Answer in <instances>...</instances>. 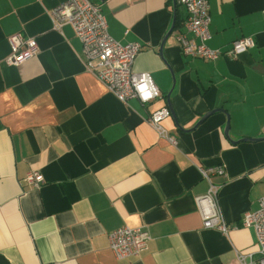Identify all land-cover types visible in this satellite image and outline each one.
Wrapping results in <instances>:
<instances>
[{"label": "crops", "instance_id": "crops-1", "mask_svg": "<svg viewBox=\"0 0 264 264\" xmlns=\"http://www.w3.org/2000/svg\"><path fill=\"white\" fill-rule=\"evenodd\" d=\"M69 0H0V264H235L258 259L247 213L264 196V0H208V47L255 46L237 59L183 55L186 11L177 0H92L109 35L139 43L133 71L148 73L161 97L119 101L84 65L70 25L54 29L51 11ZM181 27L173 29L176 7ZM22 33L38 55L6 64L9 37ZM172 107L161 137L149 115ZM215 111V112H213ZM212 113L200 123L208 113ZM230 124L229 138L225 135ZM213 178L227 234L206 229L197 199ZM44 176L40 189L23 182ZM145 227L147 249L118 260L109 234Z\"/></svg>", "mask_w": 264, "mask_h": 264}, {"label": "built area", "instance_id": "built-area-1", "mask_svg": "<svg viewBox=\"0 0 264 264\" xmlns=\"http://www.w3.org/2000/svg\"><path fill=\"white\" fill-rule=\"evenodd\" d=\"M184 7L186 19L184 32L178 37L182 53L186 57L214 61L222 57L237 59L241 54L255 46L252 38L234 41L226 50H214L208 47L210 35V5L208 0H177ZM51 21L57 31L70 25L82 45V58L86 70L98 79L119 101L127 103L137 99L143 105L152 104L161 97L160 92L148 73H136L133 66L142 50L139 43L121 44L114 40L108 31V22L101 6L92 0H69L51 11ZM11 54L6 64L18 67L38 55V44L33 38H26L17 33L8 39ZM171 115L169 108L163 107L152 112L147 122L161 137H166L175 144L176 140L168 137L162 123ZM204 180L209 183L207 193L197 199L198 210L203 226L227 234L230 227L225 223L217 203L220 186L213 183V178L224 177L222 166L199 167ZM25 185L40 189L45 183L44 176L30 171L23 179ZM243 227L255 230L259 250L258 259L252 254L237 253L235 264H264V196L259 201V209L244 216ZM150 234L145 227H122L109 234V249L118 260L138 257L147 249Z\"/></svg>", "mask_w": 264, "mask_h": 264}, {"label": "water", "instance_id": "water-1", "mask_svg": "<svg viewBox=\"0 0 264 264\" xmlns=\"http://www.w3.org/2000/svg\"><path fill=\"white\" fill-rule=\"evenodd\" d=\"M99 1L104 2L105 0H99ZM173 29H174V25L172 26V30L170 31V33L173 31ZM168 108H169V110L171 112V115L175 118V114H174V112L172 110V107L170 105V102H168ZM213 112H215V111H213ZM213 112L208 113L204 118H202V120L200 121V123L204 122L210 115H212ZM229 130H230V124L228 122L227 127H226V130H225V135L228 138H229ZM261 140H264V139H243L242 142H249V141L256 142V141H261Z\"/></svg>", "mask_w": 264, "mask_h": 264}, {"label": "trees", "instance_id": "trees-1", "mask_svg": "<svg viewBox=\"0 0 264 264\" xmlns=\"http://www.w3.org/2000/svg\"><path fill=\"white\" fill-rule=\"evenodd\" d=\"M181 23L182 22H181V20L179 18L178 5H177V7H176V19H175V23H174V30L180 28L181 27Z\"/></svg>", "mask_w": 264, "mask_h": 264}]
</instances>
